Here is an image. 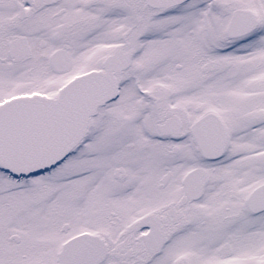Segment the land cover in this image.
<instances>
[{
  "label": "snow or ice",
  "instance_id": "6c2138e0",
  "mask_svg": "<svg viewBox=\"0 0 264 264\" xmlns=\"http://www.w3.org/2000/svg\"><path fill=\"white\" fill-rule=\"evenodd\" d=\"M0 264H264V0H0Z\"/></svg>",
  "mask_w": 264,
  "mask_h": 264
}]
</instances>
